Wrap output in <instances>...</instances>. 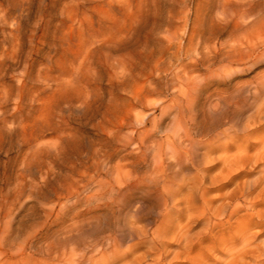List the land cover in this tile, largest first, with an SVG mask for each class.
Returning <instances> with one entry per match:
<instances>
[{"label":"rangeland","instance_id":"374dc122","mask_svg":"<svg viewBox=\"0 0 264 264\" xmlns=\"http://www.w3.org/2000/svg\"><path fill=\"white\" fill-rule=\"evenodd\" d=\"M262 79L264 0H0V263L223 264L218 239L236 240L247 223L251 247L261 246L260 185L250 211L215 215L262 166L220 174L221 153L206 142L224 127L215 118L222 96L237 101ZM187 126L193 156L205 154L201 190L215 234L204 232L202 200L187 197L185 208L177 186L184 211L173 215V234L192 242L172 236L157 259L149 237L131 233L155 226L161 206L129 182H148L160 161L171 176L191 171L173 152L184 154ZM258 142L243 139L250 152ZM189 246L200 262L181 253Z\"/></svg>","mask_w":264,"mask_h":264},{"label":"bare ground","instance_id":"6f19581e","mask_svg":"<svg viewBox=\"0 0 264 264\" xmlns=\"http://www.w3.org/2000/svg\"><path fill=\"white\" fill-rule=\"evenodd\" d=\"M258 47H259V45H258ZM222 70H225V69H223V67H221L219 69V71H222ZM251 91L252 92L250 95H247V93H243L246 96L243 95L237 101H234V98H230L232 95L230 96L227 94L228 96H230V97H225L227 99L223 98L225 95L222 96V99L219 100V103L218 104L216 103L217 104L216 108L218 110V113L216 114L217 116L215 118H217L219 125L221 127L222 126H224V127L222 130L219 129L220 131L217 132L211 138H209L208 141L206 142V145L210 146V148L212 147L213 149H215L216 151L218 150L221 153V156H220L221 172H220V174L224 173L225 171H228V173L230 174L231 171H233L232 169L244 168L245 165H250V164H252V165L253 164L254 165L259 164L262 166V168L260 170V175L256 180L246 181V182H243L241 184L239 183V185L238 184L236 185V188L234 190H232L230 193L227 194V199L229 201V202H227L228 204L225 203V204L221 205L219 207L220 210L218 209L219 212L215 216L227 217L228 220L233 218V216L236 215V212H238V210L240 211V209L241 210L244 209L245 211H248L250 209L251 204H248L247 198L250 195V193L252 192V190H255V188H257V186H259V185L261 186L259 196H260V194L262 195L264 193V137L260 138V135H261L260 130H262L263 129L262 127H264V79L260 80L256 85H254V88ZM229 98H230V100H228ZM238 115H240V116L244 115L243 124L239 125L236 121H234L235 116H238ZM218 122H217V124H218ZM217 127H219V126H217ZM192 129L193 128H190L189 126H187V129H186L185 134H184V141L183 142L187 143L184 154L177 152V150L174 147L175 145L173 146V148H174L173 152L176 155V157L179 159V163H180V165L178 164L179 170H182L183 168H190L191 171L189 170L186 173H184V174L182 173L179 176H171L169 173H167L168 166H167V168L163 167V162L160 161L159 163H157V165L154 164L156 166V168L153 171V177L151 179H149L148 182L136 181V179L132 180L133 178H131L133 183L129 182V185H132L134 189H135V187H138V186H140V187L143 186L144 188H146L147 193H150L153 196H155V199L158 200V206L159 207L161 206L158 209L159 210L158 211V216H159L158 218L159 219L157 220V224H155V226L154 225L151 226V224L148 222L149 224L142 227V228H134L132 233H131V237H133L132 239H136L138 241L141 239L144 240L148 236L149 237L148 239L150 240L149 241L150 250L152 252H154L155 255L158 256L157 259H161L163 257L164 252L161 249H162L163 245L165 244L164 242L167 239H171L172 236H174V238L176 240L180 239L181 242L184 244L191 245L190 243L192 242V240L188 234H182V233L178 234V235L173 234L174 230H175V225L172 223L173 215L176 212H180L181 210H183V209L179 208L180 203L178 201L176 202L174 199L175 194L177 193L175 187H177V186L181 187V188L182 187L186 188L188 196H186V198L182 201L183 202L182 204H184V202L187 203L185 208H187V209L190 208L189 201H188L187 197L197 196L202 200V205H201V207L199 206V208L197 210L199 211V214L201 215V217L204 221V225H203L204 226L203 229L205 230L204 232L206 234H211V235L215 234L214 228L210 225V219L212 216V213H211L212 211L208 207L207 202L205 201V191L201 190V188L203 186L202 183H204L203 182L204 176H201V174H200V166H201V164H203L202 160H203V157L205 156V154L204 155L202 154L203 156H200V158H199L198 157L199 152L197 151L196 153L198 154V156L197 155L193 156V153L191 151V147H192L191 144L193 142V139H192L191 133H190V131ZM250 134L255 135L256 138H259L258 148L253 149L252 152H250V148H249L250 145L249 146L243 145V139H247V137H249ZM171 145H173V144H171ZM205 150L206 149H204V152L206 153L207 151H205ZM175 167H177V166L175 165ZM171 173H173V172H171ZM173 175H174V173H173ZM124 177L128 178V174H125ZM231 179H233V178H231ZM129 180L128 179H127V181L125 180L126 183ZM123 183H125V182H123ZM181 188H178V189H181ZM180 194H181V192H180ZM236 194H240L239 195L240 196V198H239L240 204L236 203L233 206V209L231 208L232 210L228 211L230 209L229 206H231L230 201H231V203L236 201V199L234 200V196ZM236 198H237V196H236ZM192 199H194V198H192ZM253 216L257 217L258 219H260V221L264 222V218H263L264 217V209L262 211L258 212L256 215H253ZM248 217L251 218L252 215H249ZM262 218H263V220H262ZM260 221H257V222L260 223ZM228 222H230V221H227V223ZM239 223L240 222H238V224ZM241 224H242V221H241ZM243 225H245V224H243ZM243 225H241V226H243ZM250 225L251 224L247 223L246 226L240 227L239 228L240 232L238 234H236L237 235L236 240L230 239L231 241H229V242L224 241V238H222L223 236L221 237V239H223L222 242H220L221 239H218V240H220L218 242L217 236L214 235V236H216L215 237L216 239L214 238L215 243L218 242V244L224 250H226L225 256L227 257V261L225 260V262H223V264H243V260L246 256L252 260L253 264H262V262L264 261V241L263 242L261 241L262 242L261 246H256L254 248L251 247L252 243L250 244V235H249V230H250L249 228L251 227ZM220 234H221V232H220ZM110 239L111 238L108 237V240H110ZM110 241L112 242V239ZM146 242L148 243V241H146ZM112 244H113L112 245V251H111L112 254H110L111 258L115 257L116 254L120 253L118 250V249H120L118 247L119 244H117V242H114ZM137 244H138V242H137ZM191 247L189 246V248L186 251L183 249L181 251V253L188 255L189 260H191L193 263L194 262H200V261L196 260L197 256H195V258L190 257L191 253H192ZM214 248H215V246H214ZM24 251H23V253H25ZM0 254H1V252H0ZM24 255H27V253ZM28 255H27V257H28ZM108 256H109V254L107 255V257ZM19 257H20V254H19ZM10 259H12V258H10ZM42 259H44V258H42ZM5 260L3 259L0 264H13V263H11V261L9 263V261H5ZM21 260H22V262H24V259H21ZM25 260H27V258H25ZM27 261H25V263ZM43 261H41L42 264L44 263ZM110 261H112V260H110ZM19 263H20V261L17 264H19ZM249 264H251V263H249Z\"/></svg>","mask_w":264,"mask_h":264}]
</instances>
